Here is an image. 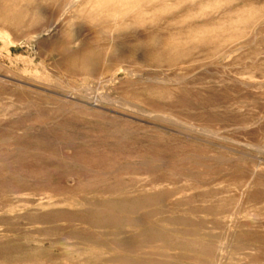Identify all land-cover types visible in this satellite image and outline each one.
I'll return each mask as SVG.
<instances>
[{
	"label": "rangeland",
	"instance_id": "1",
	"mask_svg": "<svg viewBox=\"0 0 264 264\" xmlns=\"http://www.w3.org/2000/svg\"><path fill=\"white\" fill-rule=\"evenodd\" d=\"M0 264H264V0H0Z\"/></svg>",
	"mask_w": 264,
	"mask_h": 264
},
{
	"label": "bare ground",
	"instance_id": "2",
	"mask_svg": "<svg viewBox=\"0 0 264 264\" xmlns=\"http://www.w3.org/2000/svg\"><path fill=\"white\" fill-rule=\"evenodd\" d=\"M108 217H109V216H108ZM125 226H126V225H125ZM125 226H124V227H125ZM129 226H130V225H129ZM129 226H128V227H129ZM125 228H126V227H125ZM235 255H236V254H235Z\"/></svg>",
	"mask_w": 264,
	"mask_h": 264
}]
</instances>
